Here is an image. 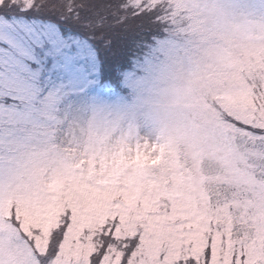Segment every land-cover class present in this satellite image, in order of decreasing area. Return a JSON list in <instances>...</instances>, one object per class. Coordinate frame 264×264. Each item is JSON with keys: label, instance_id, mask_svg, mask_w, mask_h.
<instances>
[{"label": "snow or ice", "instance_id": "obj_1", "mask_svg": "<svg viewBox=\"0 0 264 264\" xmlns=\"http://www.w3.org/2000/svg\"><path fill=\"white\" fill-rule=\"evenodd\" d=\"M155 0H0V264H264L236 216L139 149L61 152L53 101L114 95ZM264 129V121L252 125Z\"/></svg>", "mask_w": 264, "mask_h": 264}, {"label": "rangeland", "instance_id": "obj_2", "mask_svg": "<svg viewBox=\"0 0 264 264\" xmlns=\"http://www.w3.org/2000/svg\"><path fill=\"white\" fill-rule=\"evenodd\" d=\"M155 3L167 5L164 14L171 25L183 22L186 0ZM235 3L247 17L248 27L233 45L224 47L227 71L212 74L208 91L198 97L200 117L212 131L193 132L180 141L164 140L121 102L124 91L103 97L76 93L53 101L54 122L49 131L58 149L75 157L90 143L108 149H139L158 161L155 167L191 177L214 205H230L236 216L264 211V137L249 130L264 121V0ZM121 86L124 90L125 85ZM231 122L247 129L239 130ZM215 129L221 130L219 135Z\"/></svg>", "mask_w": 264, "mask_h": 264}, {"label": "clouds", "instance_id": "obj_3", "mask_svg": "<svg viewBox=\"0 0 264 264\" xmlns=\"http://www.w3.org/2000/svg\"><path fill=\"white\" fill-rule=\"evenodd\" d=\"M184 8L183 22L158 29L121 81V102L156 135L172 141L213 130L200 117L198 97L208 91L212 74L227 71L224 47L233 45L249 24L235 0H186ZM220 131L215 129L216 135Z\"/></svg>", "mask_w": 264, "mask_h": 264}, {"label": "trees", "instance_id": "obj_4", "mask_svg": "<svg viewBox=\"0 0 264 264\" xmlns=\"http://www.w3.org/2000/svg\"><path fill=\"white\" fill-rule=\"evenodd\" d=\"M168 9L169 8L167 7V5L165 3H161L160 4V8L158 9V11L160 12V15H161L160 22L155 24V25H153L150 30L145 31V33L142 36L141 35H136V36H131L130 35L129 36V40L130 41L131 40H137L138 41V44L136 46H134V49H133L134 58L137 55V53H139L143 49V47L145 46L147 41L152 37V35L155 34V32L158 29L167 28V27L171 26L170 20H169V15L164 14L165 11H168ZM166 23H167V26H166ZM121 83L119 85V90L115 94H119V93H122L124 91V90H122ZM231 123H233L235 125V127L238 128L239 130L247 129V127H241L242 125L237 123V122H231ZM239 130H236V131H239ZM249 130L252 132V134H254V135L258 136V137H264V130L260 131V130H258L256 128L249 129Z\"/></svg>", "mask_w": 264, "mask_h": 264}]
</instances>
